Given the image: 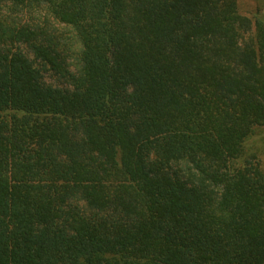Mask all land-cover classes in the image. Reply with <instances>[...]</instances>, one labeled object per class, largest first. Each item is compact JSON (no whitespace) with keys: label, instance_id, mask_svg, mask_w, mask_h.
Listing matches in <instances>:
<instances>
[{"label":"trees","instance_id":"16d2710c","mask_svg":"<svg viewBox=\"0 0 264 264\" xmlns=\"http://www.w3.org/2000/svg\"><path fill=\"white\" fill-rule=\"evenodd\" d=\"M259 130V9L0 0V264H264Z\"/></svg>","mask_w":264,"mask_h":264},{"label":"rangeland","instance_id":"374dc122","mask_svg":"<svg viewBox=\"0 0 264 264\" xmlns=\"http://www.w3.org/2000/svg\"><path fill=\"white\" fill-rule=\"evenodd\" d=\"M238 11L242 16H252L257 9L264 15V0H237ZM51 82L50 79H47ZM248 149L250 152L258 151V161L264 168V130H259L256 135L249 141ZM249 152V153H250Z\"/></svg>","mask_w":264,"mask_h":264}]
</instances>
